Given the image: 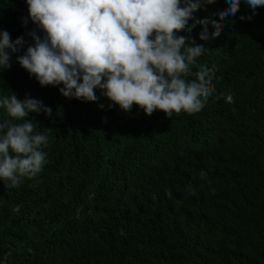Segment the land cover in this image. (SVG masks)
Wrapping results in <instances>:
<instances>
[{"label": "trees", "instance_id": "1", "mask_svg": "<svg viewBox=\"0 0 264 264\" xmlns=\"http://www.w3.org/2000/svg\"><path fill=\"white\" fill-rule=\"evenodd\" d=\"M229 6L214 0L189 26ZM252 11L240 0L207 41L199 24L177 34L206 46L183 78L205 65L214 91L199 112L167 117L125 112L99 88L92 102L42 87L17 57L29 32L46 34L27 0H0V33L24 38L0 68V122L12 94L52 110L26 117L48 138L41 172L15 188L0 179V264H264V6L240 19Z\"/></svg>", "mask_w": 264, "mask_h": 264}, {"label": "clouds", "instance_id": "2", "mask_svg": "<svg viewBox=\"0 0 264 264\" xmlns=\"http://www.w3.org/2000/svg\"><path fill=\"white\" fill-rule=\"evenodd\" d=\"M213 2L27 0L31 21L46 36L42 39L35 31L29 32L34 44L17 61L42 87L63 85L59 92L65 98L95 102L98 97L94 90L99 88L125 112L135 104L149 116L156 110L167 117L181 111L196 113L214 91L210 75L213 70L200 65L195 79L186 81L183 77L190 74V66L206 46L177 34L191 33L199 24L200 40L207 41L210 35L218 37L225 18L239 11L240 0H228V8L212 14L218 19L206 17L189 26L193 14ZM245 3L253 11L241 20H251L255 10L264 6V0ZM209 25L214 28L211 34ZM23 43V37L12 41L8 32L0 33V68L11 66L10 53L17 52ZM2 103L13 119L0 122V179L8 182L7 187L15 188L23 178H35L46 162L41 147L47 145L48 138L34 134V120L26 117L40 112L51 116L52 110L29 94L23 100L12 94Z\"/></svg>", "mask_w": 264, "mask_h": 264}]
</instances>
